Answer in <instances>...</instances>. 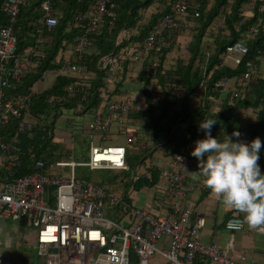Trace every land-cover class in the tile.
<instances>
[{
	"label": "built area",
	"instance_id": "2783aa9c",
	"mask_svg": "<svg viewBox=\"0 0 264 264\" xmlns=\"http://www.w3.org/2000/svg\"><path fill=\"white\" fill-rule=\"evenodd\" d=\"M28 1L3 0L0 4V12L5 19L0 24V125L8 124L11 119L16 121L12 136L8 140L0 139V154L7 170L0 181V219L25 223L21 227H28L30 232L22 237V242L31 245L39 257H46L47 264H147L155 255L172 264H255L249 262L243 252L239 259L234 256L233 235L253 233L245 227L243 218L237 212L231 213L224 224V229L231 234L227 247L204 244L200 240L205 220L194 213L195 204L189 196L201 185L190 179L187 172L191 160L195 158L190 155L195 141L206 138L204 132L199 130L200 124L192 138L173 151L168 162L159 170V193L162 195L153 199L165 211L164 215H155L148 208L134 207L127 197L108 194L98 184L75 177L76 167H86L92 171L129 170L125 162V147L136 149L138 135L125 121L128 113L133 111V99L127 90L122 91L118 87L126 80H138L140 69L136 72L135 65L151 62L147 67L150 81L148 91L154 106L161 103L162 89L155 78L158 67L155 61L189 27V10L195 6L194 0L171 1L169 9L138 41H130L131 33L123 29L116 38L119 50L105 56L95 49L91 34L97 32L104 17L115 18L116 0H95L93 8L75 17L73 26L81 30L71 44L77 62L68 58L62 61V48L58 52L61 65L52 74L54 78L77 79L79 82L70 84L67 91L71 92L81 85L85 88L80 96L84 101L96 78V73L84 64L93 56L99 57L97 68L104 74L100 108L91 111L82 130L89 142L88 161L56 162L55 167H68L70 173L52 175L44 172L43 161L36 160L32 172L19 177L12 171V164L22 153V136L30 134L36 126L37 120L31 115L30 106L38 92L34 88H28L23 94L14 91L23 79L35 71L37 60L45 58L47 45L44 36L58 24L54 8L56 0H42L40 17L35 24V43L26 54L16 55L14 29L20 8ZM256 6L259 13L263 12L264 0H247L242 22L253 17ZM194 17H198L197 12ZM247 33L255 36L257 27L251 26ZM247 52L246 45L241 41L226 47L220 56V63L214 69L236 68ZM153 58L156 60H151ZM246 66L249 70L243 77L248 82L257 73V67L251 61H247ZM225 83L226 80L218 81L214 84V90L221 92ZM79 107L76 112L80 116L87 113L84 110L80 112ZM113 123H122L120 133L124 138V147L95 143V138L106 140ZM70 124L75 131L76 122L71 121ZM47 134L52 135L51 131ZM141 176L135 171L133 181L136 182ZM105 203L116 212L119 223L104 217L102 208ZM255 233L263 234L259 231ZM262 256L264 264V249ZM0 264L22 263L0 254Z\"/></svg>",
	"mask_w": 264,
	"mask_h": 264
},
{
	"label": "trees",
	"instance_id": "16d2710c",
	"mask_svg": "<svg viewBox=\"0 0 264 264\" xmlns=\"http://www.w3.org/2000/svg\"><path fill=\"white\" fill-rule=\"evenodd\" d=\"M2 1L0 0V4ZM157 1L163 2L164 0H116L115 18L112 20L104 17L97 32L91 34L95 49L100 52V55L117 53L120 46L116 44V38L123 29L131 33L130 41H138L146 36L156 24L157 19L164 13L163 10L156 9L149 16V22L141 24L144 11L150 9ZM41 3L42 0H29L20 8L14 29L17 38L16 55L26 54L35 43L37 38L35 24L40 17ZM246 4L247 0H194L195 6L189 10L188 19H193L195 32L187 48L188 60H179L177 65L164 71L162 61L170 45L158 58L160 63L155 78L162 89L161 103L154 106L149 95L146 113L151 122V134L155 144L166 142L169 149L173 146L178 150L192 138L197 126L206 119L217 121L212 127L211 135L221 141L224 135L231 136L234 131H238L241 133L239 139L250 143L253 139L260 138L264 132V66L262 62L264 59V11L259 13L256 6L253 17L242 22ZM94 5L95 0L55 1L54 8L57 11L58 24L44 36L47 45L45 58L37 60L38 65L35 71L16 87L14 91L16 94L25 93L28 88H33L37 82L41 81L45 73L54 72L59 68L62 62L58 57L59 50L72 44L75 37L81 34V30L73 26L75 17L79 13L88 12ZM195 12L198 13V17H194ZM219 21H222L220 27ZM4 22V15L0 12V24ZM251 26L257 27L255 36L247 33ZM240 41L248 49L242 63L236 68L214 69L220 63V56L225 52L226 47ZM208 49L211 50L209 54ZM98 61L99 57L93 56L84 64L87 69L96 73L86 100H81L80 96L85 89L81 85L73 88L71 92L67 91L70 84L79 82L77 79L60 76L55 78L50 88L32 98L30 113L36 118L37 123L30 134L21 138L22 153L18 155L16 163L12 164V171L16 176L30 174L36 160L43 161L44 172L59 162L58 155L55 153L58 145L53 142L52 136H54L55 125L63 107L78 108L80 106V112L95 111L100 108V88L104 74L97 68ZM247 61H251L257 67V73L248 82L243 77L249 70L246 66ZM74 62L77 60L75 59ZM150 64L151 62L145 63L139 77L146 85L150 82L147 78V67ZM220 80L232 81L234 92L231 91L222 96V92L215 91L214 84ZM216 99L220 103L215 107V112H211L212 102ZM248 109H252L256 115L254 124L246 125L243 119L237 117L238 112ZM131 116L133 117L134 114L131 113ZM163 120H168L171 125L183 124L184 126L176 127L175 134L170 136L169 128H161ZM15 125L14 119L4 126L0 125V139L8 140L15 130ZM48 131H51L52 135H48ZM78 135L79 133L76 135V140H81V144L88 142V139H84L83 136L78 138ZM236 139L233 137L234 141ZM136 151L142 155V162L149 155V150L136 149ZM129 154L130 152L127 151L126 163L130 157ZM259 166L261 173L264 174V163ZM6 172L5 165L0 167V181L2 180L1 175ZM149 174L150 179L145 174L136 182L132 180L133 188L140 190L143 187L156 185L159 172L155 166H151Z\"/></svg>",
	"mask_w": 264,
	"mask_h": 264
},
{
	"label": "crops",
	"instance_id": "0c3cea01",
	"mask_svg": "<svg viewBox=\"0 0 264 264\" xmlns=\"http://www.w3.org/2000/svg\"><path fill=\"white\" fill-rule=\"evenodd\" d=\"M169 4H170V0H164L163 2H160V1L155 2L151 6V9H147L146 11H144L141 24H146L149 22V16L151 15L152 11H155L156 9L165 11L169 9ZM245 9H247L246 6H245ZM189 21H190L189 27L191 28L188 27L184 32H189L190 35H188V38H186L184 34L183 35L180 34L177 37V39L174 38L176 40L172 41V43L170 44V48L166 52L165 58L162 61L163 62L162 66H163L164 71L168 70L170 67H174L175 65H177V62L179 60H185V61L188 60L189 53L187 51V48H188L189 43L191 42L193 33L195 32V23L193 22V19L190 18ZM218 24L221 25L222 21H219ZM181 49L186 50L185 57L183 56ZM210 51L208 49V54L210 53ZM179 52L182 54V56L179 54ZM66 58H68L71 61H74L76 59L72 51L71 44H68L66 47H64V55L63 57H61V60L62 59L65 60ZM151 60H156V59L153 58ZM262 62L264 66V59H262ZM145 63L146 62L135 65L136 72H138L139 69L141 72ZM155 63L159 65L160 62L157 60L155 61ZM140 72L138 75V80L136 82H130L126 80L124 83H122L121 86L118 85L119 87L118 86L117 87L118 89L122 91L127 90L131 98L133 99V105H134L133 111L128 113L127 117L125 118V121L128 125L132 127V129L138 135L136 149L141 150V151L149 150V155L143 160L144 161V165H143L144 171L141 175L143 176L146 174L147 178L150 179L149 169L151 168V166H155L159 172V170L163 168L164 165L168 162L172 152L176 149H174L173 146L171 147V149H169V145H167L166 142L162 144L154 143L153 135L151 134L152 132V129L150 126L151 122L148 120L146 116V113L148 111V96L150 95V93L148 91V85H146L145 82L139 78ZM49 73L52 74V72H47L45 74H49ZM44 75L41 81H43ZM52 84L48 86L45 90L50 88ZM117 87H115V90L117 89ZM233 87L234 86H233L232 81L230 80L226 81L225 88L221 91L222 96L227 94L228 92H231V91L234 92L235 89ZM45 90L40 91V92L36 91V92L42 93ZM199 96L200 94L198 95V97ZM220 99H221V96L219 100ZM219 100L216 99L212 102L213 105L211 106V112H215V107L218 106V104L220 103ZM76 109L77 108L75 107L73 108L63 107L61 109L60 118L57 121L55 125V129H54L55 133L59 132L65 138L70 139V144L68 146L72 145V149H73L74 144L81 142V140L79 139L76 140L77 138L76 135L79 133L78 138L79 136L84 137L82 133L83 126L86 124L87 120L90 117L91 111H92V110H89L87 111V113L80 116L79 114L76 113ZM131 113L134 114L133 117L131 116ZM237 117H240L241 119H243V122L246 123V125L254 124L256 121V115L252 109L238 112ZM71 121L76 122L77 129L75 131H73L71 128V124H70ZM121 124L122 123H113L107 134L106 140L101 141V139L95 138L94 142L102 146L108 145V146H123L124 147V138L122 134L120 133ZM57 125H60L61 128L58 129ZM161 125H162L161 128L163 129L169 128L168 132L170 136L175 134L177 128H182L184 126L183 124L176 125V126L171 125V123L169 124L168 120H163L161 122ZM52 138H53V142L55 143L54 136H52ZM84 139H87V138L84 137ZM260 140L262 142V148L259 152V156H260V159L258 161L259 165L264 163V132L260 135ZM242 142H244V139L242 140ZM4 163H5V160L0 154V167L5 165ZM197 165H198L197 159L193 158L188 166V171H187L188 177L190 179H192L191 173L199 171ZM194 181L200 183L201 186L197 190H195L192 194H190L189 199L195 204L194 213L201 215L205 220V226L200 232V240L204 244H218L220 247L225 248L228 245V241L231 238V234L224 229V224H225V221L228 219L229 215L237 211L226 208L221 203L220 200H218L214 195L211 194L210 189L203 186L200 180H194ZM131 187L133 191H136L132 185ZM159 190L161 191L160 179H158L156 185L152 187L141 188L140 193L130 194L129 197L126 194L123 196L127 197L129 200L131 199V204H133L134 207L139 208L137 201H136L138 199L137 196L138 194H143L144 200L142 202V208L143 209L148 208L155 215H164L165 211L162 210L161 207L157 203H154V199H153V198L158 199V197H161L162 194L159 193ZM237 213L244 220V214L239 213V212ZM3 224H20L21 225L25 223L15 222L10 219H6V220L0 219V231L5 230L3 228ZM244 224L246 228L250 229L248 225L245 223V220H244ZM14 228L15 229L17 228L18 230V227L14 226ZM252 231L253 233L249 235L245 233H235L233 235L232 238H233L234 247H235L234 256L236 257V259H239L241 253L243 252L244 254L246 253L245 256L249 262H253L255 264H262L263 263L262 254H263V249H264V233L258 234V233H255V231L257 230H252ZM0 237L3 239V241H8V234L6 235L5 233L4 235H0ZM1 238H0V243H1ZM133 264L135 263L133 262Z\"/></svg>",
	"mask_w": 264,
	"mask_h": 264
},
{
	"label": "clouds",
	"instance_id": "9594fccd",
	"mask_svg": "<svg viewBox=\"0 0 264 264\" xmlns=\"http://www.w3.org/2000/svg\"><path fill=\"white\" fill-rule=\"evenodd\" d=\"M216 123L206 119L199 125L206 138L195 141L190 153L199 169L191 173L192 179L200 180L226 208L244 214L250 229L264 233V174L258 163L262 142L258 137L242 142L238 131L224 135L223 141L213 138Z\"/></svg>",
	"mask_w": 264,
	"mask_h": 264
},
{
	"label": "rangeland",
	"instance_id": "374dc122",
	"mask_svg": "<svg viewBox=\"0 0 264 264\" xmlns=\"http://www.w3.org/2000/svg\"><path fill=\"white\" fill-rule=\"evenodd\" d=\"M151 9V8H150ZM222 26L219 24V27ZM191 28V27H189ZM185 35L188 38L190 35L189 32H183L182 35ZM184 47V46H183ZM183 56H186V50L181 49ZM182 56V54L179 52ZM54 80V75L49 73L44 75V79L41 82H37L34 85L35 91H43L48 86L52 84ZM57 128L60 129V125H57ZM54 141L57 143L58 147L56 149V154L58 155L59 162H86L88 161V143H77L73 145V149H70V139L65 138L59 132L54 134ZM76 141V140H75ZM126 152H130L129 160L127 161V166L129 170L127 172L120 171H92L86 167H76L75 168V177L78 179H85L101 186L108 194H112L116 197H121L130 194L140 193L141 191H133L131 187V181L133 180L134 172L136 174H142L144 171L142 162V155L139 151L134 149L126 148ZM137 168V170H136ZM48 174L58 175V174H69L70 168H57L53 164L52 167L47 171ZM160 191V190H159ZM133 192V193H132ZM137 204L139 208H142V202L144 200L143 194H138ZM131 201V199H130ZM136 203V202H135ZM103 215L105 218L118 222L116 219V212L108 208V204L105 203L102 208ZM119 215V213L117 214ZM14 226L18 227L15 229ZM5 230L0 231V235L8 234V241H3L1 238L0 243V254L5 255L16 262H20L22 259H26L28 264H47L46 257H39L36 253V250L31 246L22 242L21 238L27 233L30 232L28 227H21L20 224H3ZM21 228V229H20ZM16 230V231H15ZM10 238V240H9ZM5 242V243H4ZM244 251V250H242ZM246 254V253H245ZM147 264H172L168 260L164 259L159 255H155Z\"/></svg>",
	"mask_w": 264,
	"mask_h": 264
},
{
	"label": "water",
	"instance_id": "95a60500",
	"mask_svg": "<svg viewBox=\"0 0 264 264\" xmlns=\"http://www.w3.org/2000/svg\"><path fill=\"white\" fill-rule=\"evenodd\" d=\"M20 263H22V264H28L27 261H26L25 259H22V260L20 261Z\"/></svg>",
	"mask_w": 264,
	"mask_h": 264
}]
</instances>
